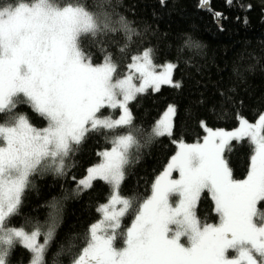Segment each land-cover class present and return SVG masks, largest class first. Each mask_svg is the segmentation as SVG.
<instances>
[{"label":"snow or ice","instance_id":"6c2138e0","mask_svg":"<svg viewBox=\"0 0 264 264\" xmlns=\"http://www.w3.org/2000/svg\"><path fill=\"white\" fill-rule=\"evenodd\" d=\"M117 32L139 35L124 17L113 19L103 5L90 11L80 4L60 7L52 0H34L30 5L0 7V114L6 120L0 124V264H9L18 245L30 253L29 264H45L61 202L53 198L49 205L43 242L39 226L29 232L23 225L11 226L10 220L19 215L30 177L47 172L67 175L65 159L90 132L103 133L111 147L97 153L99 162L76 181L74 194L99 180L110 195L97 206L100 219L89 226L85 247L72 264H264V218L256 222L258 202L264 201V115L255 125L241 120L238 131H209L202 143H179L178 152L153 182L150 196L120 194L124 168L134 150L171 135L170 116L175 111L170 106L144 129L133 124L129 103L148 88L179 87L172 76L181 56L198 52L202 45L186 36L175 48V60L165 62L159 72L152 50L145 49L131 57L127 74L114 79L117 64L108 45ZM132 39L126 35L116 51L124 52ZM82 40L97 48L101 63H92L91 54L81 48ZM184 62L190 65L191 59ZM18 104L29 106L47 126L33 127L25 114L15 111ZM102 109H120V114L113 119L100 115ZM240 138L248 139L253 154L246 177L235 180L222 152L228 140ZM173 171L178 179H171ZM205 191L214 203L217 224H202L196 216ZM171 194L179 197L176 206L169 203ZM130 211L134 219L120 231ZM118 236L124 245L119 249L114 246ZM72 243L69 239V249ZM229 250L235 255L229 257Z\"/></svg>","mask_w":264,"mask_h":264},{"label":"trees","instance_id":"16d2710c","mask_svg":"<svg viewBox=\"0 0 264 264\" xmlns=\"http://www.w3.org/2000/svg\"><path fill=\"white\" fill-rule=\"evenodd\" d=\"M20 2L31 4L34 0H0V7ZM57 6L80 4L90 11L103 5L104 11L125 18L134 33L117 32L110 37L108 50L117 64L114 74H127L131 57L145 49L152 50L157 65L175 60V48L186 36L199 41L198 52L187 51L179 61L173 81L179 87L162 85L159 91L147 89L130 102L133 124L149 129L159 120L169 105H174L173 131L169 136L154 138L142 146L124 168V180L120 187L122 196L151 195L153 182L161 175L171 158L177 153V143L188 144L203 141L206 129L233 130L241 119L255 122L264 113V0H52ZM126 35H133L122 53L116 48ZM81 48L91 54L92 63H101V55L91 43L83 41ZM185 58L191 59L186 65ZM223 93V96L220 95ZM15 111L27 116L37 128L47 126V121L33 112L29 106L18 104ZM120 109H102L100 115L117 117ZM6 123L0 114V124ZM206 125V127H204ZM78 150L65 159L67 175L57 176L47 172L30 177L19 215L10 220L11 226H24L32 231L41 230L40 242L48 230L49 205L53 198L61 202L56 217L54 236L45 251V264H72L87 239L90 225L100 219L97 206L103 205L109 195V187L97 180L90 189L75 195L76 181L87 175V170L100 160L97 153L111 147L103 133H88ZM252 145L247 138L232 140L224 157L232 177L242 180L249 170ZM73 177L75 179H73ZM65 196L67 197L65 199ZM210 194L202 192L196 207L201 223L217 224L218 215L212 210ZM259 214H264V201L258 203ZM134 217L122 218L120 231L130 227ZM72 239L69 249L68 241ZM114 246L123 247L121 237ZM9 264H29L30 253L17 246L9 256Z\"/></svg>","mask_w":264,"mask_h":264},{"label":"rangeland","instance_id":"374dc122","mask_svg":"<svg viewBox=\"0 0 264 264\" xmlns=\"http://www.w3.org/2000/svg\"><path fill=\"white\" fill-rule=\"evenodd\" d=\"M30 5V4H29ZM152 60H153V57H152ZM153 63H154V65H156V71L157 72H159L160 70H161V66L162 65H157L155 62H154V60H153ZM164 65V64H163ZM137 74H135V73H133V76L135 77ZM174 75V74H173ZM114 79H116V77H115V75H114V77H113ZM172 80H173V76H172ZM134 82L135 83H139V81L138 80H135L134 79ZM162 86V85H161ZM161 88V87H160ZM148 89H150V88H148ZM152 89V88H151ZM147 90V89H146ZM130 104V103H129ZM129 106V105H128ZM170 106H173L174 107V109H175V111H174V114L172 115V116H170V123H171V125H172V127H171V134H172V131H173V124H174V117H175V113H176V108H175V106L174 105H169L168 107H167V109L163 112V114L161 115V117L159 118V120L165 115V113L168 111V109H169V107ZM129 108H130V106H129ZM263 115H264V113H263ZM118 117V116H117ZM117 117H113V116H111V118H113V119H115V118H117ZM241 120H246V119H241ZM248 121V120H247ZM249 123H251V124H253V125H255V124H257L259 121L257 120V121H255V122H250V121H248ZM34 127V126H33ZM238 127H239V125L235 128V129H233V130H226V129H211V128H207L206 129V135H205V137H204V139H203V141L207 138V136H208V133H209V131H218V132H228V133H231V132H233V131H238ZM35 128H37V127H35ZM38 129H40V128H38ZM242 138H240V139H230V140H228L227 141V143L225 144V148H224V150H223V152H222V156H223V159L225 160V157H224V152H225V150H226V147L230 144V142H232V140H241ZM203 141H200L199 143H202ZM0 143H2V142H0ZM179 143H181V142H178L177 143V152H178V145H179ZM182 143H185V142H182ZM196 143H198V142H196ZM185 144H188V143H185ZM191 144H194V143H191ZM191 144H189V145H191ZM225 162H226V160H225ZM165 170H166V168H165ZM164 170V171H165ZM163 171V172H164ZM162 172V173H163ZM161 173V174H162ZM179 178V174H178V172H176V171H173L172 173H171V179H178ZM202 194V193H201ZM178 199H179V197L176 195V194H171L170 195V197H169V203L171 204V205H173V206H176L177 205V203H178ZM259 203V202H258ZM198 204V203H197ZM196 207H197V205H196ZM257 209H258V205H257ZM195 213H196V208H195ZM197 216V215H196ZM262 218H264V214L263 215H261V214H259V211H258V215H257V217H256V222H260L261 221V219ZM182 244H187V241H186V238H184V237H182L181 238V241H180ZM227 255L229 256V257H232V256H234L235 255V253L232 251V250H229L228 251V253H227Z\"/></svg>","mask_w":264,"mask_h":264}]
</instances>
